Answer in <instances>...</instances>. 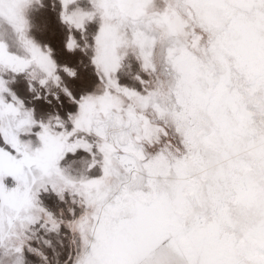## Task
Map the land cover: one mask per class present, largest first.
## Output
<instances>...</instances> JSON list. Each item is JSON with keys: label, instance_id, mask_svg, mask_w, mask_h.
Returning <instances> with one entry per match:
<instances>
[{"label": "snow or ice", "instance_id": "1", "mask_svg": "<svg viewBox=\"0 0 264 264\" xmlns=\"http://www.w3.org/2000/svg\"><path fill=\"white\" fill-rule=\"evenodd\" d=\"M0 264H264V0H0Z\"/></svg>", "mask_w": 264, "mask_h": 264}]
</instances>
